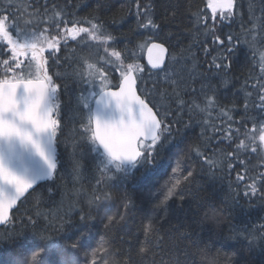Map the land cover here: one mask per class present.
I'll list each match as a JSON object with an SVG mask.
<instances>
[{"label": "trees", "instance_id": "16d2710c", "mask_svg": "<svg viewBox=\"0 0 264 264\" xmlns=\"http://www.w3.org/2000/svg\"><path fill=\"white\" fill-rule=\"evenodd\" d=\"M52 2L62 4L63 0H50ZM24 3L25 0H0V12L9 5L19 6ZM73 3L80 5L75 10L77 17L92 14L104 21L107 32L117 38L113 45L116 51H122L125 44L130 51H135L134 60L122 57L124 64L134 63L143 67L144 72H136L135 75L148 77L150 70L143 61L144 49L139 48L143 43L142 31H130L135 26V18L129 17L118 25L111 23L113 14L125 0H73ZM152 3L155 19L161 24L162 36L168 32L173 33L165 41V46L176 52L179 59L180 49L192 40V14L203 12L206 0H152ZM98 4L100 9L93 13ZM250 4L253 9L251 20ZM240 7L245 26L253 29L251 34L244 32L241 37L248 43L236 45L227 86H224L221 76L209 73L208 78L217 86L216 98L220 105L225 106L226 110L236 105V110L231 113L236 120L243 114V104L247 98L248 115L254 116L257 121H264V112L255 107L258 103L257 93L251 87V82L245 85L250 74L253 77L262 75L264 0H240ZM173 10L177 12L175 23L171 22ZM12 11H15L14 7ZM165 17L170 19L165 21ZM16 21L18 28L13 30V38L17 41L20 39L17 34L19 32L31 35L30 41L34 42L35 34L43 28L38 18L23 12L17 14ZM8 23L12 24V21ZM229 32H242L239 20L222 25L218 30L222 37ZM87 39L68 42L67 48L61 44L57 53L60 63L49 60L48 72L58 85V119L63 131L60 142H55L58 162L54 176L33 190L40 197L39 203L35 196H27L23 207L21 202L17 206L21 211L38 207L46 214L63 216L68 213L71 222L65 224L63 231L51 232V240L47 242L36 238L30 230H26L19 238L0 240V264H28L31 255L37 251L41 255L35 264H69L70 261L74 264H92L94 253L97 264H264V229H261V225H264V198L259 195L245 197L242 188L241 194L234 198L235 185L230 190L229 181H235L237 171L244 174V167L237 163L230 176L214 168L211 171L215 174L210 175L208 165L196 155L197 148L205 151L208 156H212L217 149H223L224 152L237 151L240 158L246 161V167L252 170L248 174L257 175L264 171L263 146L258 153H251L247 147L248 140L243 136L240 140L244 141L245 146L240 148H237L240 140L229 145L227 141L217 143V139L207 141L202 138L204 128L208 129L206 136L219 137V133L214 134L212 128H219L227 118L218 108H208L205 112L197 108L191 121L184 115V123L173 125L172 132L162 138L152 163L142 157L131 168H115V165L104 164L90 136L78 139L73 149V141L67 136L70 129L86 122V111L82 109L80 97L85 86L97 80L96 67H102L101 71L106 74L107 81L113 84L117 83L119 73L124 71L120 62L110 54L112 48L105 53L104 48L111 42H105L99 31L95 39ZM3 48L4 44L0 41V50ZM194 50L198 59L196 71L206 70L215 52L205 58L202 51ZM88 64H92L91 71L86 69ZM191 65L192 61L188 60L176 64L174 68L187 78ZM81 71L82 76L78 75ZM25 72L35 74V68L26 69ZM3 75L0 68V78ZM155 80L162 82L163 75H153L147 87L152 88ZM140 87L137 82V91L144 98ZM246 92H252V96L246 97ZM184 99L189 100V97L185 96ZM196 104L205 107L203 97H198ZM204 120H208L207 125L203 123ZM248 123L251 124V121ZM185 124L190 126L185 127ZM256 143L260 144L258 139ZM204 144L210 146L205 148ZM215 159L223 161L219 151ZM178 160L180 171L173 172ZM77 162L81 165L78 178L75 172ZM193 169L192 183L183 185L177 190V196L162 204L176 179L183 181L187 172ZM98 181H101L99 185ZM104 193L108 194V199L104 198ZM97 195L101 197L99 201L95 200ZM179 196H183V199ZM125 203L129 205L126 213L123 207ZM81 215L85 216L84 220L80 219ZM121 215H124V219L114 224L111 231L105 229L110 217L119 219ZM149 224L162 238L160 247H156L155 241L146 243L145 229ZM72 243H77L78 247L73 249L70 247ZM142 247L146 248L145 253L140 251ZM97 249L103 250L97 253Z\"/></svg>", "mask_w": 264, "mask_h": 264}, {"label": "snow or ice", "instance_id": "6c2138e0", "mask_svg": "<svg viewBox=\"0 0 264 264\" xmlns=\"http://www.w3.org/2000/svg\"><path fill=\"white\" fill-rule=\"evenodd\" d=\"M13 7L15 8L14 12L12 11ZM79 7L80 5L74 4L73 0H63L62 4L50 3V0H25L22 5H9L3 12H0V41L4 44V48L0 50V57H2L0 58V68L4 73L3 78H0V118L4 121L3 131L0 135L5 138L16 136L22 143H30L39 155L45 157L41 145L33 139L32 134L22 130L20 125L15 122L18 119L20 124L30 123L37 134L48 133L50 142H60V134L63 131L55 110H42V101L47 93L58 91V85L48 72L49 60L56 64L60 63L57 53L60 51L61 44L67 48L69 39L76 40L77 36L81 34H83L84 39L88 37L95 39L96 32L99 31L100 37L105 42H111L104 48L105 53H108L109 48H112L110 54L120 62V67L124 68L121 73L122 84L117 85L120 90L106 93V95L114 98L118 106L127 108L130 112L132 105H137L139 120L134 115L126 122L121 120L115 124H101L98 120L82 123L79 127L70 129L67 136L73 141L74 150L78 139L90 136L93 141L99 142L114 160L135 161L143 157L148 163H152L156 158L157 146L165 134L172 132L173 125L178 126L184 123V115H187L191 121L197 108L200 112H205L208 108H218L220 113L227 118L226 122H222L219 128H212L214 134L219 133L218 138L215 135L206 136L205 133L208 129H202L201 136L205 140L217 139V143L227 141L231 145L243 136L248 140L247 147L251 153H258L261 150V147L264 146V121H257L254 116L248 115V99L246 98L244 101L243 114L239 120H236L231 114L236 110V105L234 104L231 109L227 110L225 106L220 105L216 98L217 86L212 84L208 78L209 73L221 76L224 86H227L232 68L231 60L237 49L236 45L248 43L241 37L244 32L251 34L253 31V29L247 28L243 22L240 0H206L205 10L192 14L194 16L192 40L186 47L180 49L179 59L176 52L170 51L165 46V41L173 33L168 32L166 36H162L161 24L157 22L154 16L152 0H125V3L121 4L120 8L113 14L111 23L118 25L124 23L129 17L135 18V26L130 31H142L143 43L139 45V48L141 50L147 49L151 69L159 70L156 73L149 71L148 77L135 75L136 72L143 73V67L134 63L124 64L122 57L134 60L136 52L130 51L127 44L122 51H116L113 45L117 38L107 32L104 21L98 15L92 14L77 17L75 10H78ZM99 9L100 5L98 4L96 9H93V13L98 12ZM20 12L38 18L39 25H43L42 30L35 34V43L30 46L21 45L13 38V30L18 28L16 16ZM252 12L253 9L250 4L249 20L253 18ZM176 16L177 12L173 10L171 22L175 23ZM169 19V17H165V21ZM9 20L12 21V24L8 23ZM236 20L240 21L242 30L240 34L229 32L223 37L218 34L222 25ZM194 49L202 51L205 58L211 55L213 51L215 52V55L211 56L206 70L196 71L198 59ZM45 52L48 53L47 56ZM253 55H255L254 52ZM166 57L167 64L165 63ZM261 59L264 60V56ZM188 60L192 61V65L188 77L185 78L175 70L174 66ZM32 67L35 68L34 75L32 72H25L26 69ZM260 71L262 75L259 77H253L250 74L245 80V85L251 82V87L257 93L258 103L255 104V107L264 112V65L261 66ZM161 74L163 81L155 80L152 82V88H148L147 83L152 76H160ZM56 75L59 76L60 73H56ZM78 75L82 76L83 72L81 71ZM100 77L103 79L102 72ZM137 82L141 85L140 91L144 94V98L137 95ZM20 89H23L29 98L23 111L20 109L18 99ZM185 96H188L189 100H185ZM251 96L252 92H246V97ZM198 97H203L205 107L201 108L196 104ZM208 115L211 116V113L209 112ZM9 117L12 119L9 120ZM249 121L251 124L248 123ZM203 123L207 125L208 120H204ZM187 126L190 125L185 124V127ZM257 139L260 144L256 143ZM146 141L147 143H145ZM209 146V144H204L205 148ZM244 146L243 140L237 144V148ZM195 151L197 156L203 158L204 164L208 165L210 175L215 174L211 171L214 168L230 176L232 171L236 169L237 163L244 167V174L237 171L235 181H229L230 190H233L235 185L234 198L241 194V188L245 197L259 195L264 198V171L257 175L248 174L252 170L246 167V161L240 158L237 151L224 152L223 149H217L212 156H208L205 151L199 148ZM217 151L222 154L223 161L215 159ZM45 162L49 168V177H51L56 170V165L47 157H45ZM80 167L81 165L77 162L75 168L77 178ZM180 168L181 165L178 160L173 172H179ZM194 172V169L188 171L187 175L183 177V181L176 179L162 204L177 196V190L181 189L183 185L191 184ZM0 181L15 189V195L8 196L6 199L2 195L3 191H0V240L19 238L23 236L26 230H30L36 238L47 242L51 240V232L63 231L65 224L71 222L68 213L63 216L55 213L46 214L40 211L38 207L35 209L24 208L23 211L20 210V207H15V211L10 217V210L26 192L29 197L35 196L37 204L40 197L33 191L29 192L28 190L32 189V185L9 171L2 159H0ZM100 183L101 181H98L97 184ZM103 195L105 199L109 198L107 193ZM100 198V195H97L95 200L99 201ZM178 198L183 199V196ZM26 202L27 197L21 201V207ZM123 207L126 213L129 205L125 203ZM80 219L84 220L85 216L81 215ZM123 219L124 215H121L119 219L110 217L108 223L105 224V229L111 231L114 224ZM261 229H264V225H261ZM145 239L147 244L155 241L156 247L161 246L162 238L155 233L151 224L145 229ZM70 247L76 249L78 245L72 243ZM102 250L97 249V253ZM140 251L145 253L146 248L142 247ZM39 255H41L40 251L32 254L28 264H35ZM95 255L96 253L93 254L92 264H97ZM128 259L130 261L131 257ZM69 264H74V262L70 261Z\"/></svg>", "mask_w": 264, "mask_h": 264}, {"label": "water", "instance_id": "95a60500", "mask_svg": "<svg viewBox=\"0 0 264 264\" xmlns=\"http://www.w3.org/2000/svg\"><path fill=\"white\" fill-rule=\"evenodd\" d=\"M153 55H155V53H153ZM143 60L146 68L149 69L151 72L159 71L151 69V65L148 62L149 53L147 49L144 50ZM166 61L167 57L165 63ZM122 80L123 78H121L118 85L122 84ZM119 90V87L116 86V88L113 89L110 88L103 90L95 96L91 107V121L98 120L101 124H115L119 123L121 120L126 122L132 117H134V115L136 116L137 120H139L137 105L133 104L132 111L130 112L127 108H122L118 106L114 98H111L110 96L106 95V93H111L112 91ZM137 95H139L138 91ZM18 99L20 102V109L21 111H23L25 104L29 99L23 89H20L18 91ZM48 109H50L49 93H47L46 97L42 101V110ZM8 119L11 120L12 117H9ZM15 122L20 125L22 130L32 134L33 139L41 145V148L45 153V157L54 162L56 165L57 157L55 152V146L54 142H50L49 134H37L30 123L20 124V121L18 119ZM3 124L4 121L2 118H0V133H2L3 131ZM94 143L100 154H102L105 159H107L113 164L118 165L121 168L132 167L136 165V163L140 160V158L135 161L114 160L103 148V146L99 144V142L94 141ZM145 143H147V141ZM45 157L39 155L30 143H22L21 140L16 136L5 138L3 135H0V159H2V162L9 169V171H11L14 175L20 177L21 179L32 185V189L28 190L29 192H32L38 186L48 182L54 175L53 173L52 176L49 177V168L47 163L45 162ZM0 191H3L2 195L5 199L8 196L15 195V189L11 185L3 184L2 181H0ZM27 195L28 193L26 192L24 196H22L20 200L16 202L14 208L10 210L9 216L15 210V207H17V205Z\"/></svg>", "mask_w": 264, "mask_h": 264}, {"label": "flooded vegetation", "instance_id": "af4514ba", "mask_svg": "<svg viewBox=\"0 0 264 264\" xmlns=\"http://www.w3.org/2000/svg\"><path fill=\"white\" fill-rule=\"evenodd\" d=\"M78 39H83V38H78ZM78 39H76V40H78ZM76 40H71V39H69V41L68 42H71V43H74ZM83 40H85V39H83ZM86 41V40H85ZM88 42V41H87ZM46 55V54H45ZM89 65H91V67H89ZM86 69H88L89 71H91V69H92V64H88L87 66H86ZM96 69L98 70V77H97V80H95L94 82H92V83H90V84H88V85H86L85 86V88H84V90H83V93L81 94V97H80V100H81V104H82V109H85V111H86V113H87V107H88V105H87V98L88 97H90V96H92L93 95V93L95 92V90L96 89H99L101 86V77H100V73L102 72L103 73V79H104V77L106 76V74L103 72V71H101V69H102V67H99V66H97L96 67ZM50 75V74H49ZM107 80V79H106ZM51 94H53L54 95V98H55V108H54V110L56 111V112H59V108H60V99H59V95H58V91L57 92H51L50 91V96H51Z\"/></svg>", "mask_w": 264, "mask_h": 264}, {"label": "rangeland", "instance_id": "374dc122", "mask_svg": "<svg viewBox=\"0 0 264 264\" xmlns=\"http://www.w3.org/2000/svg\"><path fill=\"white\" fill-rule=\"evenodd\" d=\"M18 35H19V37H20V41H21V44L22 45H26V46H30V45H32V43H31V39H32V36L31 35H25V34H21V33H17ZM78 38H83L84 39V37H83V34H81V35H78L77 36V38L76 39H78ZM25 40H28V42L27 41H25ZM85 40H89V39H85ZM34 67H32V69H33ZM123 72V71H122ZM121 72V73H122ZM121 73H120V76H121ZM34 75V74H33ZM101 87H106L107 86V84L104 82V79H102L101 80ZM100 90H102V88H100V89H96L95 90V92H94V94L92 95V96H90V97H88L86 100H87V105H88V107L86 108L87 110L89 109V106H90V104L92 103V101H93V99H94V96L100 91ZM55 108V98H54V95L53 94H51V96H50V109H54ZM56 112V111H55ZM56 114H57V116H58V112H56ZM89 121V111H88V115H87V119H86V122H88Z\"/></svg>", "mask_w": 264, "mask_h": 264}, {"label": "bare ground", "instance_id": "6f19581e", "mask_svg": "<svg viewBox=\"0 0 264 264\" xmlns=\"http://www.w3.org/2000/svg\"><path fill=\"white\" fill-rule=\"evenodd\" d=\"M166 63H167V61H166Z\"/></svg>", "mask_w": 264, "mask_h": 264}]
</instances>
